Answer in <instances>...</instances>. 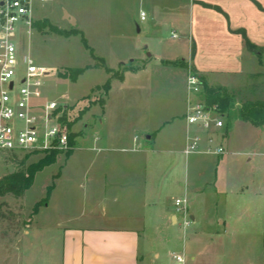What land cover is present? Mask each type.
<instances>
[{"label": "crops", "instance_id": "crops-1", "mask_svg": "<svg viewBox=\"0 0 264 264\" xmlns=\"http://www.w3.org/2000/svg\"><path fill=\"white\" fill-rule=\"evenodd\" d=\"M36 4L33 0V21ZM175 6L185 13L174 26L186 41L187 50L181 55L186 65H178L177 60L161 62L181 67L178 78L175 75L182 85L177 101L180 110L172 116L183 119L179 147L174 146L175 140L164 145L159 134L134 127V106L140 104L149 113V98L113 97L125 91L129 75L135 76L134 83L143 69L135 67L122 80L113 79L98 114L96 109L90 110L82 129L72 130L78 136L68 157L75 161L69 165L70 174L58 181H82L81 211L67 216L85 219V224L64 226L60 264H175L173 254L183 255L185 264H264L262 184L250 176L237 184L234 181V192L220 188L224 194L212 199L216 204L222 202L226 213L203 216L200 206L207 201L206 183L199 189L190 187L193 163L189 156L213 154H184L187 136L193 130L185 120L191 70L204 76L209 86L230 89V81L244 78L257 60L262 65L264 0H180ZM74 23L72 26H76L75 19ZM247 41L257 50H249ZM216 78L223 84L209 83ZM135 90V84L131 85L129 92L135 95ZM99 114L98 119L90 120ZM228 130L225 122L223 146ZM205 139L201 149L206 147ZM178 154L185 155L184 166L177 163ZM213 156L218 167L225 162L224 154ZM55 192L56 185L51 198ZM182 195L188 200V227L182 226L175 207V199Z\"/></svg>", "mask_w": 264, "mask_h": 264}, {"label": "rangeland", "instance_id": "rangeland-1", "mask_svg": "<svg viewBox=\"0 0 264 264\" xmlns=\"http://www.w3.org/2000/svg\"><path fill=\"white\" fill-rule=\"evenodd\" d=\"M179 1L37 0L33 10L34 21L48 19L62 30L75 28L81 33L64 37L48 28L40 30L18 25L14 42L20 53L29 57L36 66L53 70L43 78V87L35 89V104L57 102L59 114L55 110L54 115L59 119L61 114H66L75 121L72 130L78 132L88 120L89 111L96 109L98 114L102 107L107 93L104 84L109 77L122 73L124 67L132 70L139 67L143 69L139 78H135L133 83L132 77L135 76L129 75L125 91L113 97L149 98V113L140 104L134 106V127L159 134L164 145H170V141L175 140L174 146L178 148L183 119L181 115L178 119H172V116L180 110L177 101L182 85L175 78H178L181 67L161 61L177 60L178 65H184L181 55L183 50H187L186 41L174 26L177 19L185 16L183 10L179 11L175 6ZM65 12L75 19L76 26L63 20ZM101 60L103 64L99 62ZM261 63L259 65L257 60L254 70L250 68L241 80L230 81L233 87L229 90L234 92L237 106L245 98L264 96V56ZM121 64L124 67H120ZM75 69L84 70L76 80L61 76ZM106 69H110V73ZM200 76L205 80L204 76ZM214 82L223 84L219 78L209 83ZM133 84L137 88L135 95L129 92ZM121 108L127 109L126 106ZM99 116L90 120L95 121ZM225 122L229 133L224 141V163L220 162L218 167L213 155L189 156V163H193L189 171L190 187L199 189L201 184L206 183L204 194L207 201L200 206V214H209L210 218L216 211L221 216L226 213L224 204H216L212 197L224 194L220 188L234 192L237 181L243 177L249 179L251 176L261 183L264 194V128L257 129L237 117L231 122L225 118ZM76 140L79 143V137ZM76 145L77 148L79 145ZM68 155L67 152L58 154L54 164L38 172L32 187L23 197L7 195L0 198L4 213L0 218V264H60L64 226L85 224V219L67 216L68 213L81 211L83 192L79 184L82 181L79 178L70 183L61 179L58 181L70 174L68 168L75 158L71 159ZM44 156V152H0V179L25 170ZM250 158L252 161H248ZM176 160L178 164H186L185 155H176ZM212 177L216 179V184L214 180L209 181ZM55 185L56 192L51 198L48 187ZM45 198L48 203L34 212L35 205ZM261 231L264 237V213Z\"/></svg>", "mask_w": 264, "mask_h": 264}, {"label": "built area", "instance_id": "built-area-1", "mask_svg": "<svg viewBox=\"0 0 264 264\" xmlns=\"http://www.w3.org/2000/svg\"><path fill=\"white\" fill-rule=\"evenodd\" d=\"M32 6L33 0H0V152H67L73 147L69 130L54 115L58 103L35 104L33 100L35 89L43 87V78L53 70L36 66L21 55L14 42L18 25L32 27ZM202 91L200 79L190 72L185 120L193 130L187 136L184 154L223 155L225 148L220 141L225 137V116L206 105ZM204 137L206 147L201 149ZM175 207L182 216V226L188 227L191 220L187 198H176ZM173 258L175 264H185L183 255L173 254Z\"/></svg>", "mask_w": 264, "mask_h": 264}, {"label": "trees", "instance_id": "trees-1", "mask_svg": "<svg viewBox=\"0 0 264 264\" xmlns=\"http://www.w3.org/2000/svg\"><path fill=\"white\" fill-rule=\"evenodd\" d=\"M32 27L39 28L40 30L48 28L51 32L61 36L77 35L81 33L78 29L75 28L71 29L70 31L62 30L55 25H52V23L48 19L33 21ZM83 41L85 42L84 39ZM246 43L249 50H257L249 41H247ZM99 62L101 64L104 63L103 60ZM181 63H184V65H186L183 61ZM120 67H124V64H121ZM131 70L132 69L128 67H124L122 69V73L109 77L108 81L104 84L106 92H108V90L110 89L111 81L113 79L122 80L124 78V74ZM83 71V69H75L70 71L69 73L61 74V76H63L64 78H69L71 80H76V78L81 75ZM106 71L107 73H110V69H106ZM191 72L201 81L203 87L202 98L207 106L215 107L220 113L225 116L228 122H231L235 117H237L238 119L251 124L255 128H264V96L256 98H245L237 106L234 92L225 87L209 86L208 83L203 80V77H201L196 71L191 70ZM58 112L59 110L55 111V113L59 114ZM58 121L63 127H66L69 130V144L73 147L74 140L76 136H78L77 133L72 131V126L75 121L70 120L66 114H61ZM70 152V150L67 151V154H70ZM60 153L62 152L56 149L45 151L44 158L37 163L31 164L25 170H19L2 177L0 179V198H3L7 195L23 197L26 191L32 187L36 174L42 171L47 166L54 164L57 155ZM51 189L52 186L48 187V193ZM46 202V198L38 202L34 207V212L38 209L39 206L45 204ZM3 214V204H0V218L3 217Z\"/></svg>", "mask_w": 264, "mask_h": 264}, {"label": "water", "instance_id": "water-1", "mask_svg": "<svg viewBox=\"0 0 264 264\" xmlns=\"http://www.w3.org/2000/svg\"><path fill=\"white\" fill-rule=\"evenodd\" d=\"M65 15H66V17L68 18V21L72 24V25H74L75 23H74V19L71 17V16H69L66 12H65Z\"/></svg>", "mask_w": 264, "mask_h": 264}]
</instances>
